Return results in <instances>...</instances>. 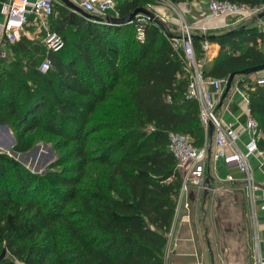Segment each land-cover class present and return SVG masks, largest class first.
Segmentation results:
<instances>
[{"label":"trees","instance_id":"1","mask_svg":"<svg viewBox=\"0 0 264 264\" xmlns=\"http://www.w3.org/2000/svg\"><path fill=\"white\" fill-rule=\"evenodd\" d=\"M145 2L117 0L116 8L123 17ZM55 7L47 22L64 40L59 51L24 35L3 42L8 55H0V126L15 130L12 149L28 152L35 130L59 138L57 149L68 148L41 174L0 151V264H165L181 188L168 133L205 144L198 103L185 97L189 72L181 46H173L179 35L168 37L150 22L138 40L132 22L113 25ZM248 21L193 33L198 62L203 43L219 46L203 77L227 80L264 63L262 31L256 19ZM45 57L51 66L42 73ZM243 76L239 86L264 150V83Z\"/></svg>","mask_w":264,"mask_h":264},{"label":"built area","instance_id":"2","mask_svg":"<svg viewBox=\"0 0 264 264\" xmlns=\"http://www.w3.org/2000/svg\"><path fill=\"white\" fill-rule=\"evenodd\" d=\"M74 4L82 8L85 12L99 18L107 16L120 17L116 8L117 0H71ZM165 1V0H162ZM168 1V0H167ZM172 4L169 8L175 10L176 4ZM56 4L61 5L58 0H9L7 2V15L3 23H0V42H15L22 36L26 35L28 27L34 26L37 29L43 28L45 34L42 42L46 49L56 52L63 45V38L55 31L46 28L45 19L51 15L57 14ZM258 7H252L244 4H236L228 0H208L203 14L199 16L193 23L184 20L181 15L176 17L175 24L178 27L179 36L173 42V46H181V58L186 63V69L189 72V83L185 92L187 99H195L199 107V121L204 129L205 144L197 148L190 138L174 131L168 133V149L172 154L176 166L181 174V188L179 190L177 204L175 209V217L188 209L191 201V188L197 191L206 190L208 184L205 182V161L208 157L214 160H223L227 165H233L242 175L245 183L246 194L250 199L253 207V193L261 189L255 182L252 170L249 164L251 156L262 157L264 161V150L260 149L258 141L261 134L258 129L257 120L248 115L245 124L241 128L233 127L232 123H226L216 114L217 104L213 98L214 94H221L226 79H212L213 92L204 89L205 79L200 69V62L196 60L195 51L192 45V35L194 28H198L200 33L206 34L210 30L216 28H234L238 25L250 20L256 19L257 25L262 31L263 37L260 45L264 49V18L258 19ZM157 16V15H154ZM158 17V16H157ZM163 19L167 23H171L173 16L163 14ZM221 20L220 26H208L213 21ZM136 28V38L143 40L144 26L153 22L152 18L146 14L139 13L131 21ZM208 42L203 43L202 50L207 51ZM51 66V61L45 57L40 63L39 70L44 73ZM264 83V77L256 79V84ZM246 87V86H245ZM245 89V88H244ZM247 98V94H246ZM248 101V98H247ZM209 125L213 126L212 141L214 149L212 152L207 151V133ZM248 135V139L240 145L242 135ZM228 181H234L231 175L227 176ZM261 209L264 210V196ZM256 264H264V259L258 254Z\"/></svg>","mask_w":264,"mask_h":264},{"label":"rangeland","instance_id":"3","mask_svg":"<svg viewBox=\"0 0 264 264\" xmlns=\"http://www.w3.org/2000/svg\"><path fill=\"white\" fill-rule=\"evenodd\" d=\"M171 5L167 0H146L143 6L164 22L163 14L173 16L171 23H165L172 34L179 35L178 27L175 24L174 10L169 8ZM258 9L259 12H262L264 6H260ZM47 20V18L44 20L46 28L51 30ZM44 34L45 31L42 29L37 31L31 29L30 31V35L33 37L31 39L38 41H42ZM195 52L196 58L199 59L202 54L197 50ZM0 55H8V52L3 48ZM250 76L252 80L264 77V72ZM235 79L246 80L243 75H237ZM109 107V105L103 104V108L109 109ZM98 119H104L103 115H100ZM0 131V151L9 153L15 144V130L9 129L10 134L3 130ZM28 137L33 139L35 148L31 150L32 147L26 153L11 156L34 173L41 174L51 162L56 161L68 150L66 147L57 149L55 144L60 141L59 138L45 134L40 130L29 133ZM9 145L10 147L6 149ZM204 191H196L188 209L174 217L164 250V263L211 264L210 248L213 264H256L260 252L254 213L250 207V199L247 197L244 181L238 182L237 185L221 181L212 184L209 182L206 196L203 194Z\"/></svg>","mask_w":264,"mask_h":264},{"label":"crops","instance_id":"4","mask_svg":"<svg viewBox=\"0 0 264 264\" xmlns=\"http://www.w3.org/2000/svg\"><path fill=\"white\" fill-rule=\"evenodd\" d=\"M9 0H0V23H3L6 15H7V2ZM33 1V0H31ZM61 4H64L61 0H58ZM208 0H194L191 2H183L176 4V9L174 10V17H181L184 20L189 22H194L201 14H203L204 9L207 5ZM222 24L221 20L213 21L209 23L208 26H220ZM38 29L35 28V31ZM225 29L220 27L216 28L215 30H210L214 33L224 31ZM197 32L200 33L198 28H194L193 33L196 34ZM34 33V31H33ZM28 38H33L30 35V31L28 30L26 33ZM3 43L0 42V51L3 49ZM219 46L216 43H210L208 46L206 53H204V58L200 60V69L202 68L207 69L212 59L218 53ZM204 89L206 91L213 92V87L211 80L212 78L207 77L205 78ZM240 80L235 79L232 82L231 88L226 94V96L221 101V95L214 94L213 98L216 101L217 109L216 114L217 116L222 119L226 123H232L233 127L241 128L243 124H245V120L248 115V101L246 98V92L244 87L239 86ZM225 86V85H224ZM224 90V87H223ZM222 90V92H223ZM221 104L219 105V103ZM1 132V131H0ZM248 139V135L243 134L242 139L239 141L240 145H242L243 141ZM214 149L213 141H212V148L211 151ZM249 164L252 170V175L256 183L259 184L261 189L256 190L253 193V207L250 205L251 209L254 213V220H255V229H256V237L258 248L261 257L264 259V210L261 209V204L263 203V196H264V161L262 157H255L251 156L249 159ZM205 177H210L211 184L217 181L225 182L230 185H237L238 182H243L242 175L238 172L235 166L227 165L223 162V160H214L211 157H208L205 161ZM231 175L234 178V181H228L227 176ZM245 184V183H244ZM246 190V189H245ZM191 194L190 197L192 198L193 194L197 191L194 188L190 189ZM248 197V196H247ZM218 202V200H217ZM251 204V203H250Z\"/></svg>","mask_w":264,"mask_h":264},{"label":"water","instance_id":"5","mask_svg":"<svg viewBox=\"0 0 264 264\" xmlns=\"http://www.w3.org/2000/svg\"><path fill=\"white\" fill-rule=\"evenodd\" d=\"M67 7L71 8L74 11H77L79 13H81L82 15H84L85 17H87L88 19H92V20H96V21H103L105 23L108 24H113V25H121V24H126L132 21V19L139 13L142 14H146L148 16H150V18H152L153 22L156 23L157 25H159L163 31L164 34L168 37H172V33L170 32L168 25L162 21L161 19H159L158 17L154 16L153 13H151L150 11H148L146 8L144 7H137L135 8L133 11H131L130 13H128L127 15L123 16V17H112V16H107L104 19L103 18H99L96 17L94 15H91L87 12H85L82 8H80L79 6H77L76 4H74L71 0H61ZM264 17V11L260 12L257 15L258 19H261ZM259 72H264V63L259 64V65H255V66H251V67H247L244 68L240 71L237 72H233L229 75V77L226 80L225 86H224V90L222 92L221 95V101L223 100V98L226 96V94L228 93V91L231 88L232 82L235 78L236 75H251V74H257ZM221 104V102L219 103V105ZM0 130L5 131L6 133L10 134L9 128L6 125H2L0 126ZM212 133H213V126L209 125L208 127V133H207V151L208 153H210L211 148H212ZM14 143L13 139H12V144ZM10 147L7 146L6 149H8ZM35 147H33L31 150H33ZM9 155H14L16 156L18 153L15 152L14 150L9 151L8 153ZM44 172V171H42ZM210 177H206L205 182L209 185L210 182ZM204 196H206L207 191H204ZM209 253H210V259H211V264H213V255H212V251L209 248ZM5 255V250L2 251L1 255H0V259L3 258Z\"/></svg>","mask_w":264,"mask_h":264}]
</instances>
